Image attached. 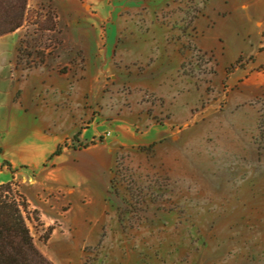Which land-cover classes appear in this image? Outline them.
Returning <instances> with one entry per match:
<instances>
[{
	"label": "rangeland",
	"instance_id": "rangeland-1",
	"mask_svg": "<svg viewBox=\"0 0 264 264\" xmlns=\"http://www.w3.org/2000/svg\"><path fill=\"white\" fill-rule=\"evenodd\" d=\"M29 10L0 38V175L52 264H264V0Z\"/></svg>",
	"mask_w": 264,
	"mask_h": 264
},
{
	"label": "trees",
	"instance_id": "trees-1",
	"mask_svg": "<svg viewBox=\"0 0 264 264\" xmlns=\"http://www.w3.org/2000/svg\"><path fill=\"white\" fill-rule=\"evenodd\" d=\"M31 16L29 0H0V38L30 23ZM45 17V20L33 24L39 30L54 31L56 21L53 15L47 14ZM146 151L153 152V145ZM119 160L111 182L112 190L125 183ZM25 207L24 198L14 191L12 184L0 186V264H52L35 243L24 215Z\"/></svg>",
	"mask_w": 264,
	"mask_h": 264
},
{
	"label": "crops",
	"instance_id": "crops-1",
	"mask_svg": "<svg viewBox=\"0 0 264 264\" xmlns=\"http://www.w3.org/2000/svg\"><path fill=\"white\" fill-rule=\"evenodd\" d=\"M90 130H91V129H90ZM93 134H95V133H93ZM108 134L110 135V133H108ZM82 138H85V134L82 135ZM0 151H1V152L4 151V148L1 147V146H0ZM1 167H2V166H1V163H0V168H1ZM4 171H5V169H3V172H4ZM6 176H7V175H3V177H1V175H0V186H1V185H5V184H9V181L6 180ZM37 186H39V184H36V183H35V184L33 185V187H37ZM29 188H30V187H29ZM23 195L27 198V202H30V200H29L30 198H29L28 194H23Z\"/></svg>",
	"mask_w": 264,
	"mask_h": 264
}]
</instances>
